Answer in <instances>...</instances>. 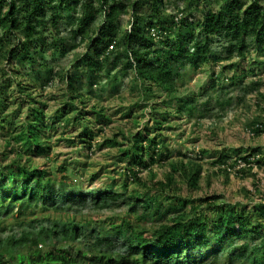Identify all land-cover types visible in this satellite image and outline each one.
<instances>
[{"label": "trees", "instance_id": "1", "mask_svg": "<svg viewBox=\"0 0 264 264\" xmlns=\"http://www.w3.org/2000/svg\"><path fill=\"white\" fill-rule=\"evenodd\" d=\"M185 1L188 3L180 16L170 15L163 20L156 16L162 13V0H0V59L5 60L13 72L16 70L13 69L14 61L29 65L32 77L16 72L22 78L16 86L26 98L36 101L35 91L31 90L36 86L43 89L53 82L52 67L45 63L48 52L50 55L56 52L61 57L85 44V50L73 59L72 69L56 75L66 86L69 102L55 110L51 121L53 124L64 121L75 134L74 138L89 149L96 136L89 127L90 118L74 101L85 104L84 93L80 90L83 73L90 72L87 83L95 86L93 75L108 63L117 61L121 70L131 71L145 95H152L154 90L166 95L174 114L205 118L210 110L206 102L198 108L189 96L175 95L180 87H184L183 82L179 83L183 76L181 70L195 71L208 62L217 65L221 61H230L228 65H221L212 86L225 90L236 84L240 75L237 72L228 75L231 68L238 65L233 59L245 58L249 46L257 55L264 56V1L252 0L247 4L241 0H215L220 4L218 8L204 11L198 21L188 17L185 11L191 0ZM144 10L150 14L145 16ZM60 13L66 14L65 19ZM124 18L125 24L122 23ZM61 20H64V35L60 31ZM212 38L223 40L219 43L225 54L223 58L212 50ZM24 80L27 85L22 83ZM223 81H230V84L223 85ZM27 86L30 92L26 90ZM261 86L259 80H252L244 87L245 93L256 92L264 98L259 92ZM44 104L41 101L37 105L34 103L26 117L19 121L14 111L9 118L3 116L1 109L5 107L0 105L1 136L6 140L5 148L13 154L9 171L4 170L0 162V220L10 216L22 229L0 239V264H209L193 258L188 250L193 244L199 246V251L213 253L214 257L221 251V245L229 244L231 253L228 256L232 262L263 264L264 203L245 212L219 207L217 197L205 198L207 208L216 209L212 218L195 206L187 210V203L192 201L180 196L163 199L165 192L176 187V179L186 184L190 191L195 190L202 168L191 160H171L166 140L150 135L147 125L134 133L123 134L128 145L119 149L118 161H126L124 174L127 178L133 177L135 185V191L128 194L126 203L129 214L135 215L133 223L129 216L123 217L120 223L111 226L112 234L103 230L88 231L87 226L73 221L61 224L47 215L36 218L37 212H68L71 204L76 211L80 208L75 203L78 189L67 182L71 174L68 165L58 169L61 175L57 179L45 169L32 167L25 161L30 152L38 155L51 152L43 135L47 126ZM165 104L163 101L155 107L153 103L147 116L146 122L156 131L166 126L169 112ZM91 113L105 116L102 109L95 107H91ZM134 123L139 124L135 119ZM263 130L264 124L258 121L249 127L253 135ZM107 143L117 146L114 139ZM261 154V148L257 147L238 157L236 162L244 163L248 170L264 168ZM227 158L224 154L214 162L225 174L230 170L226 165ZM154 164L164 169L165 164L168 165L164 179H156L157 175L150 171V183L142 182L137 172ZM9 183L12 191L7 194ZM111 188L109 185L82 194L84 208L103 211L119 207L124 191ZM139 207L142 210L137 214ZM147 216L154 222L152 230L137 225L149 220ZM252 220L262 223V232ZM25 223L28 229L23 228ZM5 230L6 227L0 226L1 233ZM246 234L249 240L260 238L252 253L247 251L248 242L238 248L232 245L233 238H244ZM124 239L127 240L125 243L122 242ZM202 244L206 247L201 248ZM258 250L260 255L253 257Z\"/></svg>", "mask_w": 264, "mask_h": 264}, {"label": "rangeland", "instance_id": "2", "mask_svg": "<svg viewBox=\"0 0 264 264\" xmlns=\"http://www.w3.org/2000/svg\"><path fill=\"white\" fill-rule=\"evenodd\" d=\"M241 1L248 4L252 0ZM186 3L188 1L185 0H162V13L156 16L163 20H167L170 15L180 16V11L184 10ZM219 5L215 0H191L185 12L193 21H198L202 18L204 11L216 10ZM143 14L148 16L150 12L144 10ZM59 15L64 19L66 17L64 13ZM49 21L47 18V24ZM125 21L126 18L122 23L125 24ZM97 25L98 21L96 20L95 26ZM124 27L129 28L130 26L124 25ZM64 30V20H61L62 35L66 34ZM219 43L222 44L223 40L212 38L211 48L216 55L223 58L225 54ZM84 50L85 44L61 57L56 52L54 55H50L51 52H48L45 63L52 67L53 82L43 89L36 86L31 90L35 91L34 96L38 101L45 103V124L48 127H44L43 135L51 146V152L46 155L30 152L25 156V161L32 167L45 169L55 175L57 179L61 175L58 169L62 165H68L71 174L67 182L78 189L75 203L80 207L76 211L71 204L68 212L52 210L44 213L37 212L36 218L42 219L47 215L52 221H59L61 224L73 221L87 226L88 231L103 230L112 234H114V230L111 229V226L120 223L123 217L129 216L133 223L135 215L129 214L126 203L128 194L135 191V185L132 183L133 177L127 178L124 174L126 161H118L121 154L119 149L128 145L123 139V134L134 133L146 125L150 129V135H157L166 140L171 152V160L178 159L185 162L191 160L202 168L195 190L190 191L186 184L180 179H176V187L165 192L163 199L180 196L182 199L192 201L187 203V210L195 206L194 208L202 210L212 218L216 215V209L207 208L206 202L203 201L205 198L217 197L216 203L219 207L226 210L229 208L235 211L245 210V212L257 207L260 202L264 203V168L253 167L248 170L244 163L236 162L238 157L257 147L261 148V157L264 162V130L257 135L249 132V127L253 122L258 121L264 124V98L257 96L256 92L245 93L244 89L250 81L259 80L262 83L259 92L264 95V56L257 55L253 47L249 46L245 51V58L235 57L233 61L238 65L236 68L229 69L228 75L237 72L241 79L225 90L220 89L217 85L212 86V84L215 76L220 73L221 65H228L230 61H221L217 65L208 62L200 65L195 71L181 70L183 76L179 83L183 82L184 87H180L179 92L175 95L189 96L193 105L198 108H202L206 102L210 110L208 114H205V118L201 119L197 116L187 118L174 114L173 106L167 104L170 99L164 94H158L156 90L152 95H145L138 87V81H135L132 72L121 70V65L117 61L113 64L102 65V69L93 75L95 86H90L87 83L86 78L90 72L83 73L85 76L81 79L80 90L84 93L85 104H80L78 100H75L74 103L90 118L91 125L89 127L96 136L89 149L74 138L75 134L71 133L70 126H67L64 121H57L56 124L51 121L55 110L61 109L69 102L66 86L59 81V77L56 75L65 72L68 68L72 69L73 59ZM8 66L5 60L0 59V105L5 107L1 111H4L3 116L6 115L8 118L14 111L13 114L19 121L26 117L29 107L34 103L37 105L38 101L26 98V95L21 94L16 86V83L22 80L15 74L16 72H21L28 78L32 77L29 74V65L14 61L15 72ZM223 82V85L226 86L230 84V81ZM22 83L27 85L25 80ZM34 83L38 84L39 82L34 81ZM27 88L28 86L26 90ZM27 91L30 92V90ZM163 101L166 103L165 109L169 112L168 119L166 126L161 131H156L146 122L147 116L150 115L153 103L156 107V104H161ZM91 107H95L96 110L102 109L105 116L99 114L95 116L91 113ZM134 119L138 121V126L134 123ZM143 136L145 137V135ZM67 139H71V141L68 142ZM112 139L116 141L117 146L107 143V140ZM5 142L4 136L2 137L0 132V162L4 166L3 169L9 171L13 154L9 148H5ZM224 154L228 157L226 165L230 167L227 174L219 171V166L214 164L216 159ZM166 165L165 169L157 164L151 165L150 168L142 167L137 175L142 182L147 184L150 183L148 178L150 171L157 175L156 179L163 180L164 171L168 170V165ZM93 175L96 177L92 178ZM109 185H112V190L124 191V195L118 203L119 207L103 211L84 208L82 194L97 188L104 189ZM123 185H126V188ZM11 191L9 183L6 192L10 194ZM141 210L142 208L139 207L137 214ZM147 217L149 220L139 222L137 225L139 228L144 229L145 227L147 230H152L154 222L151 216ZM252 221L255 227L262 225L260 221ZM0 226L6 227L4 233L0 232V239L22 230L16 226L10 216L2 218ZM27 227V224L23 226L24 229H28ZM262 230L260 227V232ZM126 241L124 239L122 242ZM243 242H248L247 251L252 253L253 248L258 247L260 238L249 240L246 234L244 238L235 237L232 239V245L237 248ZM190 246L188 250L194 255V259H202L210 262L209 264H237L229 259L228 255L231 253L229 244L221 245L222 249L216 257L213 256V253L199 251V246L196 244ZM203 247H206L205 244L201 245V248ZM224 249L225 251H223ZM253 255L257 258L260 255L259 250ZM262 263L264 264V261Z\"/></svg>", "mask_w": 264, "mask_h": 264}]
</instances>
